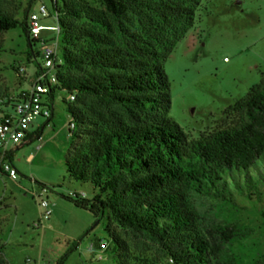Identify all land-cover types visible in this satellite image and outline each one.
I'll return each mask as SVG.
<instances>
[{
    "label": "trees",
    "instance_id": "obj_1",
    "mask_svg": "<svg viewBox=\"0 0 264 264\" xmlns=\"http://www.w3.org/2000/svg\"><path fill=\"white\" fill-rule=\"evenodd\" d=\"M53 4L62 64L50 99L67 94L64 103L77 131L65 164L73 180L91 184L94 192L91 199L64 198L106 220L115 264H162L159 257L168 264H238L235 225L204 224L194 199L233 204L234 190L249 195L264 184V72L261 83L224 111L218 128L190 140L170 116L166 64L194 27L202 0ZM30 8L21 20L17 0H0V37L18 28L27 33L33 85L42 64L40 53H32L38 42L29 36ZM28 95L23 90L14 98L0 90V106L13 110ZM1 111L2 117L11 113ZM41 134L40 128L26 142ZM243 179L252 183L249 190ZM2 236L0 229V264H12ZM134 237L145 242L136 246ZM78 244L56 264H65ZM153 249L158 258L149 254ZM252 264H264V254Z\"/></svg>",
    "mask_w": 264,
    "mask_h": 264
},
{
    "label": "rangeland",
    "instance_id": "obj_2",
    "mask_svg": "<svg viewBox=\"0 0 264 264\" xmlns=\"http://www.w3.org/2000/svg\"><path fill=\"white\" fill-rule=\"evenodd\" d=\"M17 2L22 5L21 20L25 8L33 6L36 10L44 3L52 16L43 25H58L53 0ZM42 36L48 41L57 39L52 31H44ZM0 42L4 48L0 53V90L17 98L21 91H30L35 76V65L28 62L29 38L18 28L3 34ZM32 50L36 58L39 44L35 43ZM38 61L42 64L41 58ZM166 72L171 82L170 116L189 139H201L218 128L224 111L262 81L264 0H202L195 25L170 56ZM64 100L67 94L58 92L53 119L35 120L34 125L41 126L40 138L14 148L12 163L17 179L0 176V229L6 258L12 264H26L27 260L29 264H56L78 242L65 264L116 261L111 249L101 261L89 250L98 240H109L106 220H97L64 198L71 192H85L91 199L94 193L91 184L73 180L65 164L72 138L68 133L71 115ZM1 110L12 112L0 106V118ZM242 185L249 190L252 183L243 179ZM43 188H47L44 199L51 206V216L43 215L34 196ZM194 205L206 225H235L239 238L233 247L238 264H252L264 254V184L249 195L234 190L233 204L196 197ZM134 241L136 246L145 242L139 237ZM156 252L153 249L149 254L158 258ZM159 258L162 264H168L165 258Z\"/></svg>",
    "mask_w": 264,
    "mask_h": 264
},
{
    "label": "built area",
    "instance_id": "obj_3",
    "mask_svg": "<svg viewBox=\"0 0 264 264\" xmlns=\"http://www.w3.org/2000/svg\"><path fill=\"white\" fill-rule=\"evenodd\" d=\"M30 1L34 2L36 0ZM51 16L48 7L44 3H41L36 10L32 6L28 12L29 36L39 44L42 66L30 88L29 95L20 102H17L12 112L3 116L0 120V176L4 175L14 180L17 179V170L9 159L10 152H13L15 147L21 146L22 143L26 142L31 129L39 130L41 128V126L34 125L35 120L38 118L49 120L54 113L55 106L51 102L50 93L52 88L59 84L57 69L58 65L62 64V59L58 51L60 27L58 25L56 27L43 25V21ZM56 17L55 15V19ZM44 31L55 32L57 34L56 41L48 42L42 36ZM20 71L24 72L25 69L21 68ZM69 98L70 101L75 100V96L73 95ZM76 131L77 124L71 118L68 124L69 137L72 138ZM45 194H47V188H43L40 194H35L34 196L38 199L39 205L43 209V215L51 216V206L44 199ZM77 195L83 199L87 198L85 192H71L70 194L72 197ZM110 245L108 239H101L99 241V248H96L92 244L89 250L96 256L97 260L101 261L103 260V254L109 251ZM29 263L30 260H27L26 264Z\"/></svg>",
    "mask_w": 264,
    "mask_h": 264
},
{
    "label": "crops",
    "instance_id": "obj_4",
    "mask_svg": "<svg viewBox=\"0 0 264 264\" xmlns=\"http://www.w3.org/2000/svg\"><path fill=\"white\" fill-rule=\"evenodd\" d=\"M227 60V59H226ZM37 130H32L31 132H30V134H33V133H35ZM18 149V148H17ZM13 153H14V150H13ZM95 246H96V248H99V243L97 242V243H95Z\"/></svg>",
    "mask_w": 264,
    "mask_h": 264
},
{
    "label": "water",
    "instance_id": "obj_5",
    "mask_svg": "<svg viewBox=\"0 0 264 264\" xmlns=\"http://www.w3.org/2000/svg\"><path fill=\"white\" fill-rule=\"evenodd\" d=\"M99 222V221H98Z\"/></svg>",
    "mask_w": 264,
    "mask_h": 264
}]
</instances>
